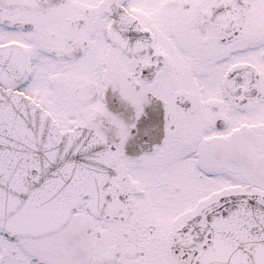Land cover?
Wrapping results in <instances>:
<instances>
[{
	"label": "snow or ice",
	"instance_id": "snow-or-ice-1",
	"mask_svg": "<svg viewBox=\"0 0 264 264\" xmlns=\"http://www.w3.org/2000/svg\"><path fill=\"white\" fill-rule=\"evenodd\" d=\"M0 264H264V0H0Z\"/></svg>",
	"mask_w": 264,
	"mask_h": 264
}]
</instances>
